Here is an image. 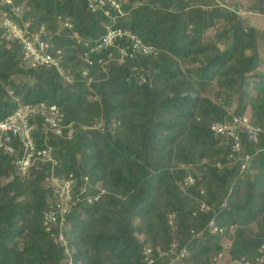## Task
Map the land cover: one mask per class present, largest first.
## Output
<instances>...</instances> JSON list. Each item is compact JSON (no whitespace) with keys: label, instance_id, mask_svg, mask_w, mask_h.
<instances>
[{"label":"trees","instance_id":"trees-1","mask_svg":"<svg viewBox=\"0 0 264 264\" xmlns=\"http://www.w3.org/2000/svg\"><path fill=\"white\" fill-rule=\"evenodd\" d=\"M118 1L123 14L108 6L107 15L88 0H0V19L45 29L64 71L25 61L21 42L0 27V120L45 103L59 108L63 129L50 140L54 166L19 171L17 138L13 152H0V264H147V247L153 264H264V140L243 136V167L211 129L241 116L264 127V32L246 19L264 16V0L237 9ZM111 24L153 50L121 57L128 36L100 47ZM32 123L43 147L41 119ZM52 174H72L76 196L84 186L99 195H81L66 215L70 254L43 223L56 199Z\"/></svg>","mask_w":264,"mask_h":264},{"label":"built area","instance_id":"built-area-1","mask_svg":"<svg viewBox=\"0 0 264 264\" xmlns=\"http://www.w3.org/2000/svg\"><path fill=\"white\" fill-rule=\"evenodd\" d=\"M89 7L92 10L103 9L107 15H110L108 6L115 9L117 12L122 13V7L118 0H88ZM20 10L15 9V14L18 15ZM238 14H246L244 11H238ZM4 19H0V27L6 30L2 37L7 39H17L21 42L23 47V59L32 64H47L55 67L60 73L64 74L60 61L48 48L50 45L45 39L46 31L42 28L38 32H33L28 29V23H24L23 27L13 22L6 13L3 14ZM128 36L130 38V45L127 47H118V53L121 57H135L137 54H147L153 50V47L143 43L131 31H125L120 28H114L113 24L108 25L106 33L100 37L99 46H111L115 43L116 37ZM86 76L87 72L83 71ZM91 79L88 78V81ZM40 118L41 126L44 130L45 136L43 147H37L33 138V120ZM62 115L59 108L55 105H46L40 103L39 105H20L14 114L8 116L4 120H0V152L4 151L11 153L14 147L10 144L12 138H17L21 142L22 154L16 159V165L19 171L26 172L30 167L38 162H49L52 165L57 164V160L53 155V147L50 145L51 137H59L63 134L61 126ZM211 129L225 140L230 149L227 157L233 160L243 162V167L250 159V155L244 150V138H249L252 141L264 140V127L254 124L248 116L234 117L231 120L223 122H216L212 125ZM88 179V178H85ZM53 187L55 188V201L50 208L43 213L44 226L49 236L57 239L65 246L64 250L70 254V248L65 239V231L68 228L66 215L71 211L72 207L80 200L81 195L85 196L90 202L97 200L99 195L91 196L85 195L87 187L84 186L77 194L74 193V186L76 179L72 174L68 177L60 178L52 174L50 178ZM189 183H194L192 178ZM210 227L213 232L222 230L215 222L211 221ZM264 248V245L262 246ZM145 261L147 264H153L154 261L149 257L153 249L146 248ZM183 254V251H182ZM259 261H263V258ZM69 264H72L70 261ZM235 264H251L248 261H236Z\"/></svg>","mask_w":264,"mask_h":264},{"label":"rangeland","instance_id":"rangeland-1","mask_svg":"<svg viewBox=\"0 0 264 264\" xmlns=\"http://www.w3.org/2000/svg\"><path fill=\"white\" fill-rule=\"evenodd\" d=\"M249 1L250 0H222L221 2L224 3L226 2V4L230 5L231 7H233L234 9H237L239 5H242V6H246L249 4ZM246 19L247 21L249 22V24H253L255 26L258 27V29H260L262 32H264V16H261V15H253V14H247L246 15ZM211 38V34L208 33L206 35V39H210ZM91 202V201H90ZM226 245H229V241H225ZM179 259V258H177Z\"/></svg>","mask_w":264,"mask_h":264}]
</instances>
